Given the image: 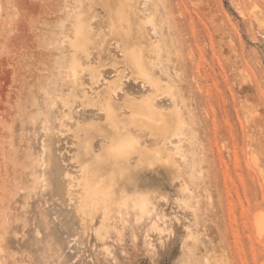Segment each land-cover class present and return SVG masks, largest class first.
<instances>
[{
  "label": "rangeland",
  "instance_id": "1",
  "mask_svg": "<svg viewBox=\"0 0 264 264\" xmlns=\"http://www.w3.org/2000/svg\"><path fill=\"white\" fill-rule=\"evenodd\" d=\"M91 2L0 0V264H264V0H134L160 88ZM112 81L123 123L152 97L179 129L157 144L123 124L144 160L122 177L107 163L115 201L82 212L74 183L96 167L82 142L99 151L111 131Z\"/></svg>",
  "mask_w": 264,
  "mask_h": 264
},
{
  "label": "bare ground",
  "instance_id": "2",
  "mask_svg": "<svg viewBox=\"0 0 264 264\" xmlns=\"http://www.w3.org/2000/svg\"><path fill=\"white\" fill-rule=\"evenodd\" d=\"M97 1L99 3H101L102 6L106 7L109 12H111L110 13L111 17L109 18V22H108L110 32H114V35H115V32L119 28L120 35L123 38V46H122L123 47L122 53H123V58H124L123 62H125L130 67L129 69L132 71L131 73H133L136 77L143 79L145 82L151 83V85H154L155 88H160V86H163V85H160V82L158 79H156L152 76V73H153L152 70L154 67L153 66L154 63L152 62L153 60H151L152 58H150V49L151 48L149 49V46L152 45V47H153L154 45L151 43L150 38L146 33V29L143 26L144 23L140 24L139 37H136V35H135L134 28H133V21L138 22V19H137V15H136V11H135L134 0H97ZM90 2H91V0H90ZM96 6H97V4H96ZM118 33H116V34H118ZM73 39L76 42L74 44L75 49H79L81 46L86 44L85 43V41H86L85 34H83V32L76 31L75 29L73 30ZM103 42H104V40H102L101 44ZM155 47H156V45H155ZM101 49H102V46H101ZM156 54L157 53H155V56H156ZM96 78H97V76H96ZM117 87H118L117 82H115V81L109 82V84L106 86L107 91L106 92L104 91L105 94H102L105 96L103 97V101H101L100 108L102 109V111L105 114L106 124L107 125L109 124L111 127V129H110L111 131H108L105 129H103V130L99 129L103 138L107 139L109 136H111L113 134V131H114L113 126L114 125H120L121 130L125 131V130L129 129V127L131 126V123H132L134 127L138 126L141 129L146 130L149 134H151L152 135V136H150V137H152L151 140L154 138V140H152V141H156L157 144H159L158 143L159 139H160L159 140L160 143H161V139L164 142L165 141L170 142L173 133H176L178 131L179 125H177V122L174 124L170 123V118L168 117V115L164 114L163 111H161V112L158 111L155 103L153 102L152 97L151 98L147 97V98L143 99L142 101H139V103L137 101H134V100L133 101L131 100L130 102H128L127 105H128V109L130 110L129 120L131 123H128L129 122L128 121L126 124H129L130 126L129 127H128V125L125 126L126 124L123 123V118H125V117H123V118L121 117V115H120L121 113H119V111H118L119 108L115 105L116 103H115L113 97L111 96V93H114L115 89ZM122 102L123 101H121V103ZM117 103L119 104V102H117ZM123 124H125V125H123ZM110 127H108V128H110ZM131 128L132 127H130V129ZM129 130H127V133H129L128 135L134 138V140L136 141V144L138 146L139 151L136 154L138 156V160L142 161V160H144V158H143L144 157V154H143L144 149L143 148L147 144L146 142H147L148 137L145 139L146 141L144 140L146 144L141 145L140 137L135 135L136 133H134V132H133L134 133V135H133L131 132H129ZM132 131H134V130L132 129ZM93 132H95V131H93ZM97 133H99V132H97ZM141 142H143L142 138H141ZM82 145H83V155L89 154V150H87V148H86V145H88V142H86V141L82 142ZM165 145H166V143H165ZM161 146H160V148H162ZM160 151H161V149H160ZM149 154H151L150 156L152 158L154 157V154H152V153H149ZM144 162H147V161H144ZM81 163L82 164H80L81 165L80 178H77L78 180H75L74 185L79 188L80 200H81L80 201L81 202L80 208L82 209V212H83V210L96 209L100 205H101V208L103 206V208L107 211V208H108L107 204H109V206H110V205H112V202L115 200H113L112 202H109L110 196L108 197V188L103 183L102 180L100 181L99 178L102 175L101 172L103 170H105L104 168L108 164L106 163L103 165H96V167L91 168V167H89V165L87 163H83V162H81ZM111 182H113V181L111 180ZM114 182H115V180H114ZM112 185H115V184H112ZM110 189H111V187H110ZM81 209H78V210H81ZM98 210H99V208H98ZM100 211H101V209H100ZM93 214H95V213H93ZM103 214H104V211H103ZM90 215H92V214H90ZM105 215H107V214H105ZM85 218H87V217L85 216Z\"/></svg>",
  "mask_w": 264,
  "mask_h": 264
},
{
  "label": "clouds",
  "instance_id": "3",
  "mask_svg": "<svg viewBox=\"0 0 264 264\" xmlns=\"http://www.w3.org/2000/svg\"><path fill=\"white\" fill-rule=\"evenodd\" d=\"M114 131L111 136L104 140L99 151L89 149L94 165L112 163L117 169V174L121 177L126 174V169L122 166L138 153V146L133 137L126 131L121 130L120 125L113 126Z\"/></svg>",
  "mask_w": 264,
  "mask_h": 264
}]
</instances>
